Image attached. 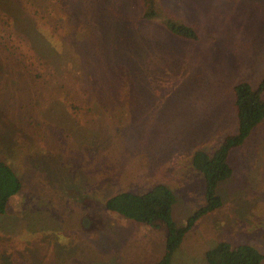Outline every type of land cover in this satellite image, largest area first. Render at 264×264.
<instances>
[{
	"label": "rangeland",
	"instance_id": "374dc122",
	"mask_svg": "<svg viewBox=\"0 0 264 264\" xmlns=\"http://www.w3.org/2000/svg\"><path fill=\"white\" fill-rule=\"evenodd\" d=\"M155 1L198 39L144 21L141 0H0V157L22 182L0 218V249L14 262L152 264L165 230L104 201L165 184L177 225L203 205L191 156L236 132L233 86L264 79V0ZM45 38L55 56L24 61L28 40L42 47ZM228 163L222 206L186 234L171 264H206L224 241L264 254V119Z\"/></svg>",
	"mask_w": 264,
	"mask_h": 264
},
{
	"label": "trees",
	"instance_id": "16d2710c",
	"mask_svg": "<svg viewBox=\"0 0 264 264\" xmlns=\"http://www.w3.org/2000/svg\"><path fill=\"white\" fill-rule=\"evenodd\" d=\"M141 6L143 8L141 16L144 21L159 20L173 36L189 41L198 39L196 31L192 27L166 17L160 11L155 0H141ZM32 14L34 21L41 24L44 17L40 18L38 14ZM37 33L42 35L39 31ZM11 37L12 35L9 33L7 38L11 39ZM44 40L46 45L42 47H36L28 40L30 44L26 43L27 50L24 54L17 48L22 59L26 61L25 58L29 60L36 57L37 60L44 63V61H47L45 56H49L50 59L53 58L57 49L51 44V39L47 40L45 38ZM21 41L23 40L21 39ZM33 72L34 78H43V80L52 76L47 71L35 73L33 70ZM263 93L264 79L255 88L247 82H240L233 86L236 132L226 135L212 153L197 150L192 154V166L202 176L204 183V203L186 219L183 225H177L173 220L172 208L176 202V197L165 184H156L148 191L140 194L128 191L119 192L104 201V207L110 213L152 229L165 230L164 254L159 261L152 264H171L173 255L181 247L186 234L196 226L203 216L222 206V198L217 194V187L232 176V169L228 163L231 152L241 147L254 128L264 119ZM53 103L57 105L56 101ZM13 135L14 133L6 140L10 146L4 145L7 152L18 140ZM21 189L20 177L0 157V218L6 214L10 200ZM205 262L206 264H264V254L250 244L235 246L224 241L217 243L206 251ZM0 264L19 263L14 262L12 253L9 250L0 249Z\"/></svg>",
	"mask_w": 264,
	"mask_h": 264
}]
</instances>
